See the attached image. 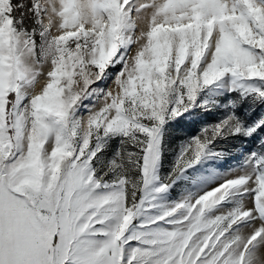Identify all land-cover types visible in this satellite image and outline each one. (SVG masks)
Wrapping results in <instances>:
<instances>
[{
  "label": "snow or ice",
  "instance_id": "obj_1",
  "mask_svg": "<svg viewBox=\"0 0 264 264\" xmlns=\"http://www.w3.org/2000/svg\"><path fill=\"white\" fill-rule=\"evenodd\" d=\"M0 264H264V0H0Z\"/></svg>",
  "mask_w": 264,
  "mask_h": 264
},
{
  "label": "rangeland",
  "instance_id": "obj_2",
  "mask_svg": "<svg viewBox=\"0 0 264 264\" xmlns=\"http://www.w3.org/2000/svg\"><path fill=\"white\" fill-rule=\"evenodd\" d=\"M195 130H196L195 126H186V128L182 134H184V135L192 134L195 132Z\"/></svg>",
  "mask_w": 264,
  "mask_h": 264
}]
</instances>
